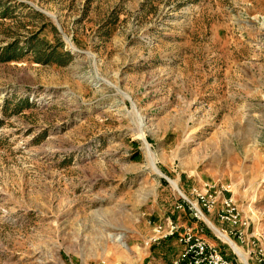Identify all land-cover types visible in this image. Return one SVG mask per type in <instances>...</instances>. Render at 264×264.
Segmentation results:
<instances>
[{
	"label": "rangeland",
	"instance_id": "1",
	"mask_svg": "<svg viewBox=\"0 0 264 264\" xmlns=\"http://www.w3.org/2000/svg\"><path fill=\"white\" fill-rule=\"evenodd\" d=\"M198 208L264 246V0H0V264H171L169 222L244 261Z\"/></svg>",
	"mask_w": 264,
	"mask_h": 264
},
{
	"label": "built area",
	"instance_id": "2",
	"mask_svg": "<svg viewBox=\"0 0 264 264\" xmlns=\"http://www.w3.org/2000/svg\"><path fill=\"white\" fill-rule=\"evenodd\" d=\"M224 190H228V188ZM194 192H196L204 208L211 210L214 207L217 200L215 199L213 186L207 184L204 192L196 189ZM198 213L202 216L204 214L200 208H198ZM198 213L196 214L199 217ZM218 216L223 222H228L235 228L250 225L244 220L233 197L226 196L223 198ZM157 231L163 237L176 235L182 245L180 253L173 259L171 264H264V246L259 244L255 247V241L252 242L253 248L250 250L248 258L240 263L236 259L228 258L222 248L206 236L202 228L190 227L179 231L178 225L169 222L167 226L160 224L157 227ZM235 234L241 240H243L245 235L241 229H236ZM232 248L239 255L236 249Z\"/></svg>",
	"mask_w": 264,
	"mask_h": 264
},
{
	"label": "bare ground",
	"instance_id": "3",
	"mask_svg": "<svg viewBox=\"0 0 264 264\" xmlns=\"http://www.w3.org/2000/svg\"><path fill=\"white\" fill-rule=\"evenodd\" d=\"M159 173V172H158ZM161 175V173H159ZM171 183L173 184L174 187L177 189H180L178 187V184L176 181L171 180ZM204 218L206 219L207 223L216 231V233L224 240L228 241L235 249L236 251L240 254L241 258H246L242 249L238 246V244L229 237V235L226 234V232L222 231L216 224H214L205 214H203ZM121 240V239H120Z\"/></svg>",
	"mask_w": 264,
	"mask_h": 264
},
{
	"label": "trees",
	"instance_id": "4",
	"mask_svg": "<svg viewBox=\"0 0 264 264\" xmlns=\"http://www.w3.org/2000/svg\"><path fill=\"white\" fill-rule=\"evenodd\" d=\"M14 48H16L15 47V45L14 44H9V45H7V46H5L4 47V49L7 51V50H9V51H11V50H15ZM51 53L53 54L54 53V51L53 52H49V53H45V54H48L46 57H44V55H42V53L41 52H38V54L39 55H37L36 56V60H38V61H48V60H52L53 58H55L59 63H63L64 61H63V59H61V53H57L56 55L55 54H53L54 56H56V57H51L50 55H51ZM16 53H14V54H12L11 56H14ZM10 57V56H9Z\"/></svg>",
	"mask_w": 264,
	"mask_h": 264
},
{
	"label": "water",
	"instance_id": "5",
	"mask_svg": "<svg viewBox=\"0 0 264 264\" xmlns=\"http://www.w3.org/2000/svg\"><path fill=\"white\" fill-rule=\"evenodd\" d=\"M171 182V179H168Z\"/></svg>",
	"mask_w": 264,
	"mask_h": 264
},
{
	"label": "crops",
	"instance_id": "6",
	"mask_svg": "<svg viewBox=\"0 0 264 264\" xmlns=\"http://www.w3.org/2000/svg\"><path fill=\"white\" fill-rule=\"evenodd\" d=\"M174 259V258H173ZM173 261V260H172Z\"/></svg>",
	"mask_w": 264,
	"mask_h": 264
}]
</instances>
